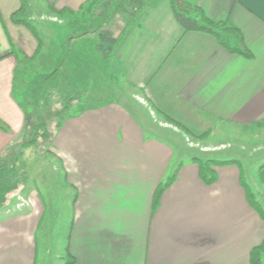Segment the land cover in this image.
Segmentation results:
<instances>
[{
  "label": "crops",
  "instance_id": "1",
  "mask_svg": "<svg viewBox=\"0 0 264 264\" xmlns=\"http://www.w3.org/2000/svg\"><path fill=\"white\" fill-rule=\"evenodd\" d=\"M92 1L26 0L20 19L27 26L13 19L23 0H0V158L15 161L23 150L30 113L15 95L17 73L46 51L31 21H58V13H79ZM182 1L238 30L223 40L252 57L230 52L211 34L186 32L171 0H139V24L118 48L119 75L137 89L139 103L98 99L62 121L52 139L68 192L57 217L70 215L56 251L61 264H251L264 242V219L249 201L242 167H214L216 180L206 184L197 162H176V147L157 138L140 105L194 135L219 125H264V0ZM81 52L76 71L90 76L94 52ZM259 168L264 185V164ZM176 173L154 207L159 186ZM47 212L30 181L0 204V264H47L37 240Z\"/></svg>",
  "mask_w": 264,
  "mask_h": 264
},
{
  "label": "rangeland",
  "instance_id": "2",
  "mask_svg": "<svg viewBox=\"0 0 264 264\" xmlns=\"http://www.w3.org/2000/svg\"><path fill=\"white\" fill-rule=\"evenodd\" d=\"M140 2L109 0L97 6L90 3L79 13L58 14V21L54 24L51 22L54 18L31 21L43 39L45 48L41 51H46L17 73L15 95L30 113L25 124V137L36 128L34 121H39L47 125L48 138L39 137L37 146L18 150L20 154L15 164L47 201V216L37 235L39 255L47 264H61L60 254L56 252L60 248L57 246H61V241L66 239L70 225V215L67 220L60 219L64 216L65 206L60 207L59 203L66 199L68 192L61 165L52 152V139L62 121L95 106L98 99L112 97L139 103L134 95L138 94L137 89L129 87L119 75L122 62L118 58V48L130 25L139 24ZM136 29L139 34V28ZM86 38L93 39L94 45H84L82 41ZM85 48L94 52L91 64L85 69L90 70V76L87 72L84 76V73L76 71V60L83 56L80 52ZM121 91H124L123 96L119 95ZM78 93H82L81 98L69 106L60 100L61 96L63 99ZM140 103L146 109L151 124L149 127L159 129L157 138L165 139L176 147V162L188 163L200 159L203 162L219 160L239 164L243 169L244 182L253 195L251 199L257 207L256 211L260 215L259 210L264 213V185L259 168L264 164V125L243 128L219 125L214 127L213 133L208 131L194 135L185 126H177L175 121H171L173 119H165L152 112L145 101ZM206 133L213 135L209 142H202ZM207 144L212 147H206Z\"/></svg>",
  "mask_w": 264,
  "mask_h": 264
},
{
  "label": "trees",
  "instance_id": "3",
  "mask_svg": "<svg viewBox=\"0 0 264 264\" xmlns=\"http://www.w3.org/2000/svg\"><path fill=\"white\" fill-rule=\"evenodd\" d=\"M107 1L109 0H99V1L93 0L90 5L97 6L101 2L103 3ZM25 7H26V0H23L21 9L13 15V19L18 24H26L27 26H29L30 22L28 20L20 19ZM171 7L177 22L181 25V27H183V29L186 32L195 31V32H204L211 34L214 37H216L220 41V43L224 47H226L230 52L240 53L247 58L252 57L251 53L246 48L244 47L233 48L223 40L222 36L225 34H231V33H234L236 35L238 34L237 33L238 30L228 27L225 21H219V22L212 21L206 16V14L199 7L192 6L191 4L182 0H171ZM64 12H60L58 14L60 15L63 14ZM238 37L241 40V44H243V38L241 34L238 35ZM81 94L82 93H78L76 95L64 97L63 98L64 100L62 99L61 96L60 100L65 105L69 106L71 105L72 102L79 100L81 98ZM28 121H29V114L26 116V123H28ZM171 121L173 122V120ZM34 123L36 124V128L33 130L32 133L26 135L24 142L21 145V149L37 146L39 137L43 139L48 138L47 125L39 121L38 122L34 121ZM177 126L180 125L177 124ZM207 136L208 133L204 134L202 138ZM194 161L197 162L200 167L201 178L208 185L214 183L216 180V173L213 169L214 167L235 164L232 161H219V160H208L203 162L200 159H194ZM176 175L177 173L173 177H171L167 181V183L159 186L154 197V207H157L162 193L174 181ZM27 183H28V177L26 173H23L18 170L15 161L12 162V160L9 157L0 158V204H4L5 202H7L9 196L12 193L18 191L22 186H24ZM243 184L247 191V195L250 203L252 204V206L257 208L251 199L253 195L251 193L249 186L244 182V180H243ZM259 212L261 213V217L264 219V213L261 212L260 210ZM263 258H264V242L261 246L255 248L252 251L251 264H264ZM67 264H74V261H69L67 262Z\"/></svg>",
  "mask_w": 264,
  "mask_h": 264
},
{
  "label": "built area",
  "instance_id": "4",
  "mask_svg": "<svg viewBox=\"0 0 264 264\" xmlns=\"http://www.w3.org/2000/svg\"><path fill=\"white\" fill-rule=\"evenodd\" d=\"M53 21H57V19L56 18H54V19H52ZM24 205V202L23 203H21V205L19 206V207H21V206H23Z\"/></svg>",
  "mask_w": 264,
  "mask_h": 264
}]
</instances>
